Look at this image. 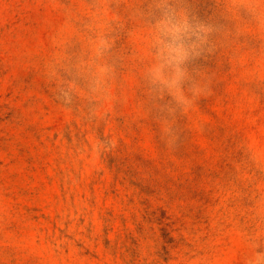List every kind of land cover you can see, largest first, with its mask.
I'll use <instances>...</instances> for the list:
<instances>
[{"label":"rangeland","instance_id":"1","mask_svg":"<svg viewBox=\"0 0 264 264\" xmlns=\"http://www.w3.org/2000/svg\"><path fill=\"white\" fill-rule=\"evenodd\" d=\"M161 6L210 29L190 103ZM0 264H264V0H0Z\"/></svg>","mask_w":264,"mask_h":264},{"label":"clouds","instance_id":"2","mask_svg":"<svg viewBox=\"0 0 264 264\" xmlns=\"http://www.w3.org/2000/svg\"><path fill=\"white\" fill-rule=\"evenodd\" d=\"M209 31L185 12L161 6L153 24L154 52L147 68L150 83L161 95L190 103L185 90L194 95L200 93L201 85L188 72L187 65L207 42Z\"/></svg>","mask_w":264,"mask_h":264}]
</instances>
